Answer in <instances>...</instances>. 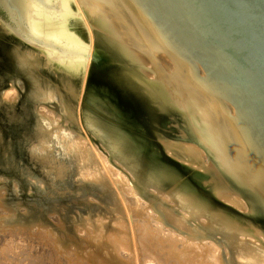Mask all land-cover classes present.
<instances>
[{
    "label": "water",
    "instance_id": "1",
    "mask_svg": "<svg viewBox=\"0 0 264 264\" xmlns=\"http://www.w3.org/2000/svg\"><path fill=\"white\" fill-rule=\"evenodd\" d=\"M77 2L93 35L85 74L72 80L78 127L132 175L160 223L215 243L219 264H264V0ZM0 23L14 34L8 40L39 47L65 69L87 61L88 34L72 0H0ZM6 55L0 44L3 185L40 207L87 193L64 166L37 158L46 131ZM39 73L62 85L54 67ZM12 88L16 99H4Z\"/></svg>",
    "mask_w": 264,
    "mask_h": 264
},
{
    "label": "rangeland",
    "instance_id": "2",
    "mask_svg": "<svg viewBox=\"0 0 264 264\" xmlns=\"http://www.w3.org/2000/svg\"><path fill=\"white\" fill-rule=\"evenodd\" d=\"M59 125L60 130L68 129ZM52 128L43 126L47 143L37 151V158L50 159L53 168L64 166L66 176L85 186L87 193L40 207L25 204L19 199L21 190L13 184L3 185L0 178V251L6 245L11 248L5 264H219L215 243L185 238L158 221L157 214L137 195L132 175L98 147L81 124L71 132H77L82 137L79 140L96 153L91 157L92 151L85 147V160L90 157L94 163L89 158L84 161V166H91L81 174H75L68 157L60 156L48 142L53 141ZM63 146L66 153L73 150L67 140ZM195 148L207 166L206 154ZM186 166L202 172L196 165ZM223 197L229 206L244 212L236 199Z\"/></svg>",
    "mask_w": 264,
    "mask_h": 264
},
{
    "label": "bare ground",
    "instance_id": "3",
    "mask_svg": "<svg viewBox=\"0 0 264 264\" xmlns=\"http://www.w3.org/2000/svg\"><path fill=\"white\" fill-rule=\"evenodd\" d=\"M72 1L88 34L89 49H88V57L85 65L83 63H77L78 67L70 65V68L65 69L59 64H57L55 61L49 59L39 47L34 46L16 36L15 37L19 39L23 43V45L21 44V42L17 43L12 40H8L7 37L13 33L10 31V29L7 26L1 23H0V44L7 53V55L4 57L3 65L9 66L17 70L18 72V74L14 78V83L18 86V88H20V92L27 91L28 98L34 102V105L37 104L35 110L37 111L38 115L42 118L41 120L42 123L47 127L50 126L54 127L52 128L53 132L50 135L53 141L51 140L48 142L50 144L51 143L54 144L55 149L57 150L60 156L65 155V157H68V161L71 163V165L75 167V174L77 172L78 173L80 172L81 174V170L85 171L89 167L87 166L89 163H87L86 166H84V161H86L88 158L90 160V157H87V159L85 160L86 158L85 155H87V153L85 154L82 153L86 152L85 151L86 148H88V151L89 148L90 151H92L93 149L91 150V146L86 142L79 140V138L82 137L79 134H77V132L75 133L71 132L72 130L71 128L78 129V122L76 121V119H74L73 110H72V102L75 100L78 94L76 92L74 81L72 80L81 71H83L85 74V71L89 65L91 49L93 47V35L77 0H72ZM8 44H10V46H8ZM25 44L31 47H36L38 50L37 54H35L33 51H30L25 46ZM40 67L46 70L47 68L49 69L54 67L60 73V77L58 78L59 82L62 84L60 85V88L57 85L52 87L49 84L50 82L46 81L45 77L41 76V74L39 73ZM81 94H82V89L80 87V95ZM17 96H18V92L12 88L4 92L3 98L13 101L16 99ZM47 102L49 103V105H44ZM80 104H81V96L78 97V114L80 113L79 112ZM58 123L64 125L68 129L61 128L60 130V125ZM65 140L70 142V144L72 145L73 150L71 152L66 153L64 151L65 149L63 145ZM45 143H47V140ZM95 154L96 153L94 152L93 154L92 151V155H91L90 152L91 157L95 158L94 156ZM89 165L91 166V164ZM97 182L101 183L98 180ZM221 196L223 197V195ZM225 196L228 199L230 198V195L229 196L225 195ZM10 250L11 248L9 245H6L2 248V251H0V264H5L6 256H8Z\"/></svg>",
    "mask_w": 264,
    "mask_h": 264
}]
</instances>
